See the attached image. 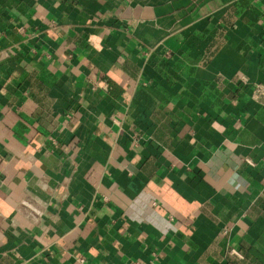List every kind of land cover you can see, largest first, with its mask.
Segmentation results:
<instances>
[{
  "label": "crops",
  "instance_id": "1",
  "mask_svg": "<svg viewBox=\"0 0 264 264\" xmlns=\"http://www.w3.org/2000/svg\"><path fill=\"white\" fill-rule=\"evenodd\" d=\"M257 85L264 0H0V264H264Z\"/></svg>",
  "mask_w": 264,
  "mask_h": 264
},
{
  "label": "built area",
  "instance_id": "2",
  "mask_svg": "<svg viewBox=\"0 0 264 264\" xmlns=\"http://www.w3.org/2000/svg\"><path fill=\"white\" fill-rule=\"evenodd\" d=\"M253 95H254L255 99L263 101V103H264V86H262V85L255 86L254 90H253ZM245 162H246V164H248L250 166L253 165V163L249 160H246Z\"/></svg>",
  "mask_w": 264,
  "mask_h": 264
},
{
  "label": "clouds",
  "instance_id": "3",
  "mask_svg": "<svg viewBox=\"0 0 264 264\" xmlns=\"http://www.w3.org/2000/svg\"><path fill=\"white\" fill-rule=\"evenodd\" d=\"M93 39H95V37H93Z\"/></svg>",
  "mask_w": 264,
  "mask_h": 264
}]
</instances>
